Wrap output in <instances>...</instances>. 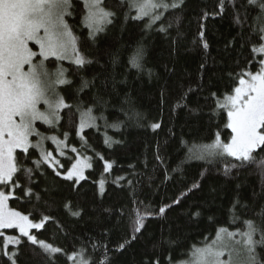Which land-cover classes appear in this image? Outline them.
I'll return each mask as SVG.
<instances>
[{"label":"trees","instance_id":"16d2710c","mask_svg":"<svg viewBox=\"0 0 264 264\" xmlns=\"http://www.w3.org/2000/svg\"><path fill=\"white\" fill-rule=\"evenodd\" d=\"M72 3L67 22L80 52L92 62L78 68L50 61L65 69L69 83L60 90L70 107L62 112L55 128L39 127L77 150L66 151L61 173L78 155L89 158L92 167L87 179L74 187L75 181L57 177L47 165L35 170L38 150L30 149L31 159L23 161L17 152L18 163L34 169L33 183L18 172L21 187L16 188L9 206L29 215L33 222L50 216L43 229L32 234L62 252L49 257L16 230L5 231V236L22 240L18 248H7L18 251L16 264H80L81 249L90 264H151L155 260L181 264L189 260L193 245L210 243L220 228L242 230L245 220L264 228L260 215L264 210V169L258 164L241 165L227 156L199 158L217 134L223 143L231 142L227 111L219 105L234 94L242 71L256 70L259 54L251 48L260 43L258 33L264 27L260 8L247 0H183L180 7L163 11V18L148 28V19L132 18L137 13L128 1L105 0L103 7L115 16L93 40L81 23L87 14L84 4ZM161 27L166 31H160ZM137 47L144 49L142 70L129 62ZM84 81L87 87H83ZM89 109L99 127L80 134V121ZM154 123L160 124L156 130L151 127ZM47 148L56 154L54 145ZM253 155L264 158V152ZM105 162L112 163L110 171L104 170ZM117 177L126 179L116 183ZM100 180L105 181L102 191ZM194 183L199 188H192ZM25 186L39 192L42 201L23 196ZM45 187L50 189L47 194ZM176 199L180 203L172 204ZM137 204L150 212L172 206L163 217L147 219L132 240L131 216ZM196 211L198 216L193 215ZM255 238L259 239V233ZM3 240L0 237V264H11L4 255ZM120 243L125 244L122 251L117 250ZM73 253L77 254L75 260L69 258ZM256 253L264 264V247L258 245Z\"/></svg>","mask_w":264,"mask_h":264},{"label":"snow or ice","instance_id":"6c2138e0","mask_svg":"<svg viewBox=\"0 0 264 264\" xmlns=\"http://www.w3.org/2000/svg\"><path fill=\"white\" fill-rule=\"evenodd\" d=\"M103 2L104 0H83L87 14L82 17L81 23L89 29V36L93 40L106 30L115 16L114 11L103 7ZM182 2L183 0H171V3L166 0H128V6L137 13L133 19L148 17L146 26L151 28L163 18V13L157 9L166 12L180 7ZM247 3L259 7L262 13L260 19L264 20V0H247ZM72 7V0H0V187L3 189L0 190V237H4L3 247L6 250L4 255L8 256L11 264H16L15 257L18 251H7L8 245H15L18 248L22 240L14 235L5 236L2 231L4 229H18L20 237H26L28 242L49 257L62 252L61 248L38 240L31 232L32 229H43L44 224L52 219L50 216L43 215L38 218L39 222H33L29 215H24L8 205V201L15 196L16 188L21 187L16 176L18 172L22 176H27L29 184L33 183L34 169L18 163L17 150L21 154V161L31 159L28 155L30 149L38 150L39 159L34 161L35 170L39 171L41 165H47L57 177L75 181L74 187L80 180L87 179L85 169L92 167L90 162L78 157L70 168L61 173L58 169L63 165L51 151L45 149L44 144L51 140L59 154L64 155L66 141L58 140L56 136H45L36 126L37 122H40L49 128H55L60 120V111L70 107L56 91L59 85L69 83L65 78V70L60 67L55 73H50L45 62L50 58H54L53 62L70 60L78 68L92 62L80 52L77 37L67 23L66 17L71 16ZM219 10L223 11L222 2ZM240 22L237 18V23ZM159 30L166 31L163 27ZM200 36L203 41V32ZM258 40L260 43L251 48L252 53L259 54L256 70L242 71L238 76V86L234 89V95H227L224 102L219 105L227 111V128L232 133L231 142L223 143L217 134L213 143L203 147L199 156L201 159L227 156L240 161L241 165L258 164L264 169V158L253 155L264 152V27L259 30ZM30 42L37 45L39 50L34 51L29 46ZM203 48H208L206 41H203ZM37 57L41 59L37 61ZM143 58L144 49L137 47L129 59L131 67L142 70ZM87 86L88 82L84 81L83 87ZM42 104L46 106L45 110H41ZM88 116V121L83 118L80 121L81 134L85 127H99L95 123L96 117L91 116V109L88 110ZM151 127L156 130L160 124L154 123ZM33 137H36L35 142ZM110 142V139L106 140V143ZM71 151L77 150L72 148ZM100 159L103 160V157ZM111 168L112 163L105 162L104 170L107 172ZM227 173L228 168H225V174ZM125 179L117 177L114 182L118 183ZM104 183V180L99 181L101 191ZM199 186V183H194L192 188ZM43 191L47 194L50 189L45 187ZM21 194L29 198L34 197L37 202L42 201L41 194L34 192L29 186L21 188ZM179 203V199L172 202ZM172 204L159 207L156 212L148 211L146 206L142 209L137 204L131 216L133 225L131 239H136V234L143 230L147 219L154 216L163 217ZM199 214V211L193 213L194 216ZM73 215L79 213L73 212ZM260 215L264 217V210ZM257 233L259 239L255 238ZM237 245L239 247H236ZM258 245L264 247V228L258 227L252 220H245L242 230L230 231L227 228H220L210 243L202 246L193 245L189 260L182 261L181 264H261L256 253ZM104 247L107 248L106 245ZM124 247L125 244L120 243L117 250L122 251ZM226 254L227 260L224 259ZM76 255L73 253L69 258L75 260ZM79 255L82 257L80 264H90V261L83 259V249ZM151 264H159V261H152Z\"/></svg>","mask_w":264,"mask_h":264},{"label":"rangeland","instance_id":"374dc122","mask_svg":"<svg viewBox=\"0 0 264 264\" xmlns=\"http://www.w3.org/2000/svg\"><path fill=\"white\" fill-rule=\"evenodd\" d=\"M78 1H80V2H82L83 3V0H78ZM125 1H128V0H125ZM104 2H105V0H104ZM103 2V3H104ZM166 2H168V3H170L168 0H166ZM157 11H159V12H162L163 13V10L162 9H157ZM67 18H68V16L66 17V20H67ZM146 19H148V17H145ZM144 19V18H143ZM68 23V22H67ZM69 24V23H68ZM30 47H32L33 48V50L34 51H38L39 49H38V46L37 45H35V44H33V43H31L30 42V45H29ZM41 58L40 57H37V61L38 60H40ZM50 61H54V58H50L48 61H46L45 62V64H46V66H47V68H48V71L50 72V73H55V71H56V69L57 68H60V67H62L61 65H59V64H57V65H51L50 63ZM35 62V61H34ZM57 62H60V63H71V64H74V63H72L70 60H65V61H57ZM63 68V67H62ZM64 69V68H63ZM25 70L27 71L28 69H27V66H25ZM65 70V69H64ZM66 75V74H65ZM63 85H59L58 87H57V89H56V91H57V93H58V95L59 96H61L62 97V95H61V87H62ZM234 95V94H233ZM41 107V110H45V108H46V106L45 105H41L40 106ZM66 108H64V109H62L61 111H60V120H59V122H58V125L60 124V121H61V114H62V112L65 110ZM85 121H88L89 120V117L88 116H85L84 118H83ZM40 125H42L40 122H37V127L39 128V130L42 132V133H44L45 134V136H49V135H47L39 126ZM57 125V126H58ZM45 126H47V125H45ZM87 128H89V127H85L84 128V130H83V132L87 129ZM81 134V133H80ZM49 137H51V136H49ZM33 139V142H35L36 141V137H33L32 138ZM58 140H60L59 138H57ZM62 141V140H61ZM49 144H52V145H54V147H55V149H56V145L51 141V140H47L46 142H45V144H44V147H45V149L46 150H48V145ZM66 144H67V142H66ZM68 150H71V148H69V146H68V144H67V147H64L63 148V151H64V155H60L59 154V152L56 150V154H54L53 153V151H51V150H48V151H51L52 152V154H53V156L56 158V159H58L59 161H60V163L62 164V160H63V158L65 157V155H66V151H68ZM19 150H17V152H18ZM80 158V159H82V160H86V161H88V162H90L91 163V160L89 159V158H87V157H83V156H81V155H78L77 156V158ZM63 165V164H62ZM64 167V166H63ZM62 167V168H63ZM62 168H59L58 170H60V169H62ZM91 168H87V169H85V176H86V173L88 172V170H90ZM84 180V179H83ZM82 180H80L79 182H81ZM0 190H3L2 189V187H0ZM12 199V198H11ZM10 199V200H11ZM10 200L8 201V205H9V202H10ZM10 207V206H9ZM11 208V207H10ZM14 230H16L17 232H18V234L20 235V233H19V231H18V229H4V230H2L3 232H5V231H14ZM34 230H36V229H32L31 230V232L32 231H34ZM41 230V229H40ZM237 239H239V237H237ZM236 247H239L238 245L236 246ZM240 258H242V257H240ZM240 258H238V259H240ZM224 259L225 260H227L228 259V256H227V254L224 256Z\"/></svg>","mask_w":264,"mask_h":264}]
</instances>
